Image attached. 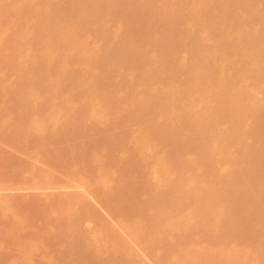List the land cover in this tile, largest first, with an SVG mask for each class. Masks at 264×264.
<instances>
[{"label":"bare ground","instance_id":"obj_1","mask_svg":"<svg viewBox=\"0 0 264 264\" xmlns=\"http://www.w3.org/2000/svg\"><path fill=\"white\" fill-rule=\"evenodd\" d=\"M10 3H6L7 6L0 5L1 6L0 19L4 21L3 23L2 22L1 23L10 25L9 28L10 31H12V36L9 35L10 37L6 39L5 37H3L5 36L6 28L3 30L2 26H0L2 29V30L0 29V63L3 66H9V67L14 64L18 66L20 63V68L17 72L16 81L15 82L10 81L8 83L7 89L4 92L5 95L8 94V96L14 98V101L12 99V101L15 104L13 106L16 107V108H12L13 106H11L9 107V109L7 107V110L10 111V108L14 109L11 110L12 112H14L13 115L18 114L19 117L22 116V115L20 116L21 113H23V116L24 113L25 115H27L28 111L31 112V109H33V107L31 109L29 108L30 106L29 103L31 104L33 95H36L39 92V94H37L36 100L34 101L36 102L37 106H38V102H44L45 105L46 104L51 105L53 103L50 102L52 99L50 100L49 98L48 100L49 102L46 100L48 97H50L49 95H51L52 97V95L54 94V96H56L55 98H59L57 97V95H61V94L58 93H62L61 91L64 90L63 91L64 93L67 91L66 92V96H67L69 94L68 91L70 90L73 91V89H71L72 87H75V89L78 88V91L75 92L76 90L74 89L72 94L68 96H74V94L75 96L71 98L68 97V99L72 100L75 98L76 101L75 99L74 101L80 103L81 102L80 93L83 94L85 93L84 95L86 96L87 92L93 93L95 88L98 90L97 88L98 86L99 88L104 89L105 87L103 84H105L106 88L104 90L106 91L107 89L108 91L105 92L104 90L99 89L100 90V91L98 90L99 95H97L98 93L96 92L97 96L95 95L96 96L95 99L99 100L98 101L99 103L101 102L103 103V104L101 103L102 105H100L102 106L101 107L102 109H104L103 107L107 106L108 108L106 107L105 109H109V110L112 109L113 110L112 113L115 112L117 114L118 111H121L120 112L121 114L123 115L126 114L125 116H123V118H125V120L123 121L124 122L127 121L128 124L124 122L123 124L121 122L122 125L120 124V130L124 131V133L118 131L116 127L119 134L123 133L121 135V138L119 135H117L118 138L123 140L120 141L119 139L118 141L123 143H120L117 140H115L116 134L114 135L112 134V132H110L109 134V131L107 132L103 130L105 133H102V130L101 132L94 131L95 133L97 132L95 136L96 135L99 136L101 133H102L101 135L105 134L103 136L104 137L103 140H106V144H104L105 141L103 143L102 142L103 140L100 139L101 135L100 138L97 137L98 139H100V142L102 143L100 144V146H102V148L105 146L106 147V148L104 147L105 150L108 148H109L108 150H111L112 146H114L113 148H118V145L120 143L119 148L120 147L121 148L118 151L120 152L122 151L123 153L127 151L125 153L127 154L129 150L128 149L126 150L125 147L129 148L130 145H134L133 146L134 148L131 147L133 148L134 153L136 154L146 153L145 155L150 157V158L148 157L149 159L148 158L143 159L142 157H140L139 159L138 157V160L137 159L135 160L137 164H134L133 162L132 165H128L129 163H127L126 165V163L122 161L123 160L122 159L120 161V166L123 167L124 165L121 162H124L125 166L121 169L119 168V166H117L118 165L117 162L119 161V156L117 155H115V157H118L117 162L113 158L114 160L110 161L113 162V164L107 163L103 165L101 163V165H103L106 170L104 169V167L103 168L100 167L101 165H99L100 164L99 162L95 164L97 166V164L99 163L98 164L99 168H102V173H100L99 175L100 177L104 176V175L101 176V174L104 173L107 174V177L110 179V177L112 176L111 170L113 171L114 167L115 170L113 171V173L115 171L122 170V172L119 171L118 172L121 173V178L124 177L126 179L124 181L123 178L121 185V187L125 186L124 189L120 187L121 188L120 191L116 188L115 190H118L119 192L114 191L110 193L109 190H111V187L108 186V183L106 182L107 191L105 192H107V196L109 195L108 197H111V198H107V200L110 199L111 201H107V200L106 201L111 202V205L113 201L114 203L113 205L117 209L115 210L119 211L118 212L119 214L122 212L121 213L122 215L125 212L130 217L132 216L131 218L127 216L128 219L130 218L134 222L131 223V221L129 222L128 220V222L131 225L128 224L129 226L126 227L128 228L130 227L129 228L131 230L130 232L131 233L133 232L135 234V237L138 236V238L140 239L142 238L141 240L145 239L146 241L148 239L147 243H150V246H153L155 248L156 246L154 245L158 244L156 242L161 240L167 241L165 237L167 238L169 236L168 240L172 237H173L172 239L175 240V238L177 237L176 239H178L179 245L182 244V242L183 244L182 246L179 247L177 241L176 242L177 246L175 247V249L177 247L180 248V249L177 248L179 252L174 250V248L170 249V252L173 251L172 254L174 256L176 251V253L179 254V256L178 254H176V256H178L180 260L181 258L184 260L185 256L187 259L188 256L190 259L196 258L194 263L189 261L188 259V261L193 264H264V104H263L264 102L262 101L263 103H261V101L259 102V100L255 98L256 93L264 94V0H146V1L145 0L143 1L142 0H24L21 3H15V4H13L12 2V5H10ZM8 4L10 6H8ZM164 13H167L169 15H165ZM160 16H162V18L163 19L165 18L166 20L168 17L169 22L168 21L166 22L165 19H164L165 21L164 20L162 21ZM160 22L164 23L165 25L162 24L161 27ZM113 24L114 26L116 25L117 27L116 31H112L113 28H111V26ZM80 32L82 33L81 36H79ZM96 34H98L97 35L98 37H96ZM98 40L101 41L98 42L100 46L93 47V44L97 45L96 42ZM102 48L104 49L102 50ZM101 52H103L104 54V59L103 58L102 59H103V63L105 64H103L102 61H100L102 60L100 59V57H103V54ZM104 60L107 61L105 62ZM108 61H111V63L110 62L108 63ZM128 61L130 62L134 61V63L131 62L132 69H130L129 66L131 65V63ZM91 63H93L94 65L93 64L91 65ZM95 65L97 66L95 67ZM136 65L140 66L138 67L140 68L138 69L139 73L136 71L137 70ZM90 66L94 67L93 69L95 70L97 69V71L98 70L100 71L92 73L91 70L92 68ZM134 66L136 67L133 68ZM84 68L86 71H89L90 69L91 73L89 72L88 75V72L82 70ZM128 68L130 69V71L133 70L132 74H135L137 77L134 75L133 78L131 77L132 79L129 77H128L129 79L126 78L129 74V73L127 74V71L129 70ZM12 69L14 70V68ZM104 69L105 71L108 69L107 71L110 73L111 76L107 75L108 77L106 76V78L109 79L112 77V80L110 79L111 83L112 82L114 83V81L117 80V79L115 80V78L122 79V80L119 79L121 81V82L119 81L120 82L119 84L112 86L115 88L118 85L117 88L118 89L122 88L124 91L125 88L128 89L127 90L128 92L126 91L124 96L121 94L120 97L118 96V99L117 98L114 99V97L117 94H114L115 89L110 86L109 81L107 80L108 82L106 81L107 82L106 83L105 80H103L104 79L103 73H106ZM84 72L87 74H84ZM121 83H123L122 84L123 86L121 85ZM100 84H102L101 86H103V88L100 86ZM119 85H121L122 87ZM127 86L130 87L127 88ZM39 88L40 91L38 90ZM54 88L57 89L56 95L53 90ZM112 88L114 91L112 90ZM109 89L113 91L112 94L109 93L112 92L109 91ZM42 90L50 91L52 92V94L48 93V95L45 96V94L41 92ZM123 90L121 92L124 93ZM130 90L131 91L136 90V92L138 93L136 94V92H131ZM116 91L118 92V90ZM116 91L115 93H117ZM129 91L131 93H134L135 95L134 94L131 95ZM40 92L43 94H40ZM107 92L109 93L110 96L107 95L108 94ZM64 93H62V95H64ZM92 93L88 94L86 98L91 97ZM103 93L105 94V97L103 96L104 95ZM83 94L82 96H84ZM129 94L131 96H129ZM39 95L42 96L44 95L45 97H47L46 99L44 98L46 101L44 99H41L42 101H40L38 98ZM64 96L62 97L63 98L62 100L60 99L61 97L59 98L60 103L59 102L58 104L56 103L57 101H59L57 99V101L54 102L55 104L54 103L53 104L55 106L59 104L62 105V103L64 104L63 101L68 100V99H64L66 98ZM132 96L133 97L137 96L138 98L136 97L134 99ZM106 97H108V99L104 100L106 99ZM15 98L18 99V101L15 100ZM77 98L80 100L77 101ZM92 98L93 97H91V99ZM111 98H113V100ZM89 99L90 98L84 101V103H86L88 108H89L88 105L89 103L87 102H89ZM119 99L122 102H120ZM114 100H118L119 102L115 101L114 103L117 104L112 105ZM53 101H55V99ZM18 102L19 104H17ZM104 102L108 104L105 103L106 104L105 106ZM27 103L29 106L27 105ZM44 104L39 105L40 108L44 106ZM80 104L82 105V103ZM121 104H122V108L120 107ZM123 104L127 106L125 107ZM130 104L133 105V108L138 109V111L137 110L135 111V109H133L137 115L133 112L132 113L133 115L131 114L132 116L130 115L129 117V113H128L129 109L127 110L126 108H128V106L131 107ZM16 105L18 106V108ZM22 105L24 110L21 108ZM25 106L28 107L30 110ZM39 106L36 109L34 105L35 111L33 110L34 111L33 113H37L36 110L42 113L43 111L42 109H44L45 107L40 109ZM52 106L53 105H51V107ZM63 106L65 107V104L62 105L61 108ZM79 106L80 105L76 106V108L78 107V111L81 110L80 108L81 106L80 107ZM3 107L1 108L6 109L5 108L6 106ZM51 107L49 106V109ZM64 107L62 109V112L63 110H65V113L66 111H69L66 110V108L69 106L65 108ZM115 107L117 109L119 107L120 110L117 111ZM25 109H27V112ZM124 109L127 112H125ZM15 111L16 112L19 111V112L16 113ZM46 111H50V110H46ZM82 111H80V113ZM122 111H124L125 114ZM86 112L84 114H86ZM3 113H5V111ZM33 113H31V116L34 115ZM65 113L63 112V114ZM115 113H113V116H116ZM121 114L119 115V117H122ZM38 115L37 118L42 117ZM43 115L45 117V114ZM67 115H70L71 117L68 116L69 117L68 121L66 120L68 117L66 119H62L61 120L62 122H66V121L70 122L72 120V119L70 120V118L77 117L76 116L77 114H75V112L72 114L70 112ZM81 115L80 116L78 115L77 117L78 121L80 120ZM116 117L119 120L118 114ZM28 118H30L28 117V115L27 118L26 116H24L23 118L22 117L19 118L20 123L17 119L18 122L16 121V123L20 124V127L18 124L17 127L21 129V131H19L20 129L16 128L18 129L19 133L23 131L25 132L26 129L27 130L30 129V128H26V124L28 125L30 123L29 121L28 123H26L27 121L26 119ZM23 119L25 121H22ZM112 119H114V117ZM74 120L78 124L77 126H81L79 122L76 120V118L73 119V122ZM80 121L83 122V120ZM21 122L25 123L24 124L25 126H23ZM73 122L71 121L70 123L72 124ZM91 122H92L91 120L90 123H88L87 121L85 122V124L86 123L89 124L87 125L91 129L88 127L87 128L84 127L85 129H87L85 130L83 128L82 133L84 135L80 134V130L78 132V129H76L78 127H74L73 129L75 130L73 131L72 129L69 128V130H71V132L69 131L71 133L70 134L71 138L75 139L74 137H76L77 134L75 136L73 135V133L76 131L75 133L78 132L79 137H83V138H79L77 136L78 138L76 137L77 139H75L77 140L76 142L79 141L80 144H82L83 146L84 143H88L90 138L88 139V141H85V139L87 140L88 137H86V135L89 132L87 134H85L84 132L88 130L89 131L92 130L93 125L94 128L97 125L96 122L95 124H93L94 121L93 123ZM76 123L74 122L73 124L76 126ZM7 124L11 125L12 122L10 121V123ZM7 124H5L6 127H8ZM90 124H93L91 125L92 127L90 126ZM107 124L109 125V122ZM1 125L2 126L0 127H2V130H0V132L6 128L5 126L3 127L4 122L1 123ZM114 125L116 126L115 123ZM13 126L16 127V124L11 126L14 129ZM22 126L23 128H21ZM41 126L42 125H40L39 127ZM134 126H139V127L137 129L134 128ZM9 127L5 130H8ZM11 127L10 130H12L13 132L14 130L11 129ZM24 127L26 129H24ZM133 128L136 130V132ZM16 129H15V133L14 132L11 133L10 130L6 132V136H8L7 135L8 133H11L12 137L11 135H9L7 138L10 137L11 139H13L14 136L15 142H17L18 144L19 142L17 141V139L20 138H16L18 137V134L16 135V132L18 133ZM48 129H46L47 132ZM31 130L32 129L28 130L27 133L32 132ZM49 130H51V128ZM53 131L55 130L53 129ZM34 133L37 134V132L35 131ZM3 134L1 132V135ZM21 134H22L21 137L26 136V135L23 136V134L25 133H21ZM31 135H33V133H30V136ZM39 135H41V133ZM45 135L48 136V134H44V136ZM91 135H94V133ZM30 136L28 134L27 135L28 139L27 138L24 139L25 140L26 139L29 140V138L32 139L33 136L32 137ZM41 136L39 137L35 136V137L40 138ZM170 137H172V141H171L172 143L169 141ZM66 138L70 139V137L68 138V135L65 136L64 139ZM97 138L94 137V141L98 140ZM44 139H46V137H44ZM72 139L68 141L62 139L63 140L62 142L68 143L72 141ZM39 140H41V138ZM55 140H59V137H57V139L55 138L54 141ZM5 141H7V139ZM167 141L171 143L170 146L169 145L166 146ZM12 142H14V140ZM37 142L38 140L36 141V143ZM124 142H126L125 143L126 145L124 144ZM22 143H24L23 139H22ZM22 143L20 142L19 145ZM127 143H129L128 147H127ZM123 144L124 146H122ZM45 145L46 144H44V146ZM64 145L66 146L67 144H63L62 146ZM75 145L78 144L72 141L71 144L69 143L67 145L68 147L66 146L67 150L68 148H70L69 151L73 148H77V149H73L72 155L73 156L75 155L76 157L75 156L74 157L76 159L77 158L80 159V157L81 159L80 160L77 159L75 160V162L76 163L78 161L82 162L81 160L83 156L86 160L87 158L85 156L86 155L85 153L89 149L86 147L88 150L87 151L85 150V153H83L84 150L82 152L81 149L79 150L78 147ZM107 145L110 147H108ZM159 145L167 147L164 151L165 152L164 155H166V152L168 151L167 157L165 156L166 159L164 158L163 153L161 154L163 155V159L162 158L159 159V157H162L160 155L156 156L155 154L156 157L154 156L153 153L155 152L157 146ZM37 146L40 145L38 144ZM85 146L87 145L85 144ZM100 146H97V148L94 149L97 151V149H99ZM31 148L33 149V147ZM66 148L64 147L63 150H65ZM81 148L85 149V147H81ZM16 149H18V146ZM39 149H41V147ZM43 149L44 148H42V150ZM67 150L63 151V153L66 154ZM74 150H79L78 151L79 155H76L77 151ZM33 151L35 150L33 149ZM81 153L83 154V156L81 155ZM91 156L93 157L94 153L91 154ZM58 157L59 156H57V158ZM90 157H89L90 160H86L88 162L90 161L89 163L86 164V161L83 158L84 162L82 164L83 165L91 164L93 158L91 157L92 158L91 159ZM131 157L133 158V156ZM154 158H157L159 161L157 159L154 161ZM144 161L146 162V165L149 164L150 162L149 166L151 167L156 165L154 168L155 170L153 171L152 169L153 171L152 173H154L153 175L154 180L152 182H150L152 175L149 178L146 176V174H144L146 173L144 172L146 165L143 167V164H145ZM111 164L112 166L106 168L107 167L106 165H111ZM77 165L79 166L81 164L77 163ZM91 165H94V163L92 162ZM117 167L118 169L116 170ZM135 167H137L138 169ZM85 168L89 169V167H85ZM90 168L95 169L96 167L90 166ZM76 169H78V167ZM92 169L90 172L93 173ZM134 169L136 170L135 171L136 173L137 171L142 169V171H139V173L141 174L142 172L141 176L144 175V177H147L149 180L144 177L142 179L141 177L140 180H138L140 182H138L137 179H139L138 177L140 176L139 174H136L133 171ZM24 170L26 171V169ZM27 170L29 171V169ZM95 170L94 173H96L97 175L98 173ZM104 171L107 172L105 173ZM86 176L89 177L88 172ZM136 176L137 179L135 178ZM107 177L106 179L109 180ZM175 177H178L176 178L177 181L174 180ZM98 178L99 177H97V179ZM102 178L105 179V176ZM118 178L119 180L121 179L119 176ZM75 179H77V177ZM141 179L144 182H142ZM146 179L148 182H146ZM0 180H2V178ZM99 180L100 181H96V183L98 182L97 184L101 185L103 182H101L100 178ZM89 181L93 182L92 179H89ZM96 183L94 182V184ZM110 185L112 186V183ZM116 185L120 186V184H118V180ZM163 185L164 186L167 185L166 190L161 188ZM113 189L111 191H113ZM162 190H164V192H162ZM181 190L184 191L183 194L185 195L182 196ZM189 191L191 193L190 194L188 193L189 194L188 197L187 192ZM18 192L19 191H17V193ZM143 194L144 196L141 197ZM174 194L176 195L178 194L179 196L176 195L174 196ZM185 197L188 202L185 200V202L183 201L184 202L183 204L182 200L180 201V199L184 200ZM180 203H182V205H180ZM67 205L68 204H65V206ZM75 205H77V203ZM114 206L112 207L113 210H114ZM155 208L157 209L156 211H154ZM145 214L147 215V217L148 215H150L151 217V219H149L150 217H148L147 221L150 220L152 225L151 224L149 225L152 226L151 229L153 233L152 231H150L149 233V231L147 230L148 225L146 227L144 226L145 229H143V227H139L142 225V224L140 225L139 223L142 222L143 220H139L138 217H140L141 219V217L143 216L144 219V216H146ZM123 216L121 218H124V223L126 224L127 222L126 215L124 217ZM133 218H135L136 220H134ZM144 222L145 219L143 223ZM69 226H67V230L65 228V230L67 231V236H68V229L71 228V224ZM141 229L146 230L147 233L145 231H142ZM65 230L63 233H65L66 236ZM70 230L74 231L72 228ZM56 231H58L57 228ZM53 232L55 233V231ZM106 233H111V232L108 231ZM71 234L72 232L68 237L71 238L72 235L73 236L75 235V234L72 235ZM113 234H115V232ZM153 234L158 235L160 240H158L159 239L158 237L157 238L156 236L154 237ZM100 235L102 236L103 233ZM131 235L132 237H134L133 234ZM151 235H153V237ZM106 237H108L107 234L105 238ZM109 238H113V236L111 237L109 236ZM109 238L106 239L110 240ZM138 238L137 240H139ZM163 238L165 240H163ZM63 239H64V235H63ZM113 239H115V237ZM172 239L170 240V242L173 241ZM141 240L139 242H141ZM85 243L86 242H84V245ZM107 243L109 244V241ZM142 243H144V241ZM184 243L187 244L192 243L191 244L192 247L189 244L191 249L189 250L190 247L188 248V245ZM195 243L199 245V247L195 245L198 248H196L193 245ZM118 244L120 245V243L118 242L116 244L119 247ZM171 244H173V242ZM193 246L195 249L193 248ZM59 249L61 248L59 247ZM168 252H167L168 255L167 254L166 255L168 256L169 259L168 258L166 259L164 256L161 257L160 255V258L163 259L165 258L163 262H166L168 264L169 261V264H172L170 262L173 261L175 264H181L180 263L181 261L177 257L175 258L173 257L172 260V254L170 253L171 254L170 255ZM90 254L93 255V251ZM191 255L193 256L190 257ZM87 257L85 261H87V263L89 264L88 260L90 261L91 258H87ZM76 258L78 259V257ZM176 258L177 260L175 261L174 259ZM64 259L65 258H63L62 260ZM56 262L58 263V261ZM82 262L86 263L84 262V260Z\"/></svg>","mask_w":264,"mask_h":264},{"label":"rangeland","instance_id":"obj_2","mask_svg":"<svg viewBox=\"0 0 264 264\" xmlns=\"http://www.w3.org/2000/svg\"><path fill=\"white\" fill-rule=\"evenodd\" d=\"M24 0H0V5L1 6H7V4L6 3H10V5H12V2H13V4H15V3H21V2H23ZM143 1V0H142ZM146 1V0H145ZM9 4H8V6H10ZM1 6H0V8H1ZM165 15H169V14H167V13H164ZM164 15V16H165ZM163 16V17H164ZM161 17V19H162V21L165 19H163L162 18V16H160ZM170 17V16H169ZM159 20V19H158ZM166 20V19H165ZM164 20V21H165ZM169 22V20H168V17H167V20H166V22ZM3 23L4 21L2 20V19H0V23ZM0 24V26H2V28H3V30L5 29V36H3V37H5L6 39L8 38V37H10V36H12V31H10V25H6L5 23L4 24ZM161 23V22H160ZM162 24L163 25H165L164 23H161V27H162ZM167 24V23H166ZM5 25V26H4ZM4 26V27H3ZM111 28H113L112 29V31H116L117 30V27H116V25L114 26V24L111 26ZM0 29H1V27H0ZM2 30V29H1ZM103 30V29H102ZM99 31V30H98ZM82 32V31H81ZM80 32V35L79 36H81V33ZM149 32V31H148ZM151 32H153V31H151ZM10 35V36H9ZM95 35V34H94ZM98 34H96V37H98L97 36ZM99 36H101V35H99ZM4 38V39H5ZM94 41V40H93ZM98 42H101L100 40H98L96 43H97V45L96 44H93V47H97V46H100V44H98ZM91 44V45H92ZM91 45H90V47H91ZM96 45V46H95ZM89 47V48H90ZM92 47V48H93ZM104 48H102V50H103ZM101 50V51H102ZM105 51V50H104ZM103 51V52H104ZM103 52H101L102 54H103ZM78 58V57H77ZM104 59V54H103V57H100V59ZM106 58V57H105ZM103 59L102 60H100V61H102V63H103ZM107 59V58H106ZM72 60V59H71ZM77 60V59H76ZM108 60H110V59H108ZM112 60V59H111ZM75 61V60H74ZM73 61V62H74ZM105 62L107 61V60H104ZM111 63V61H108V63ZM128 62H130V61H128ZM131 62H133L134 63V61H131ZM130 62V63H131ZM70 63H72V62H70ZM100 63V62H99ZM1 64V63H0ZM93 63H91V65H92ZM103 64H105V63H103ZM125 64H127V63H125ZM139 64V63H138ZM18 65V64H17ZM34 65V64H33ZM32 65V66H33ZM81 65V64H80ZM79 65V66H80ZM94 65V64H93ZM97 65H99V64H97ZM97 65H95V67L97 66ZM129 65V64H128ZM134 65V64H133ZM86 66V65H85ZM101 66V65H100ZM100 66H99V68H100ZM132 63H131V65L129 66L130 67V69H132ZM137 66V72L139 73V71H138V69H140V68H138V67H140V66H138V65H136ZM136 66H134L133 68H135ZM16 67V68H15ZM35 67V66H34ZM91 67V66H90ZM125 67V66H124ZM128 67V66H127ZM126 67V68H127ZM12 68H14V70L12 69ZM19 68H20V63H19V65L18 66H16L15 64L14 65H12V66H3L2 64L0 65V106L1 107H3V106H6L5 108L6 109H3V108H1L0 107V122L1 123H3L4 122V125H3V127L5 126V124H7V123H10V121L12 122V124L11 125H8V127L10 126H12V125H15L16 124V127H14V129L11 127V129H13L14 131V133H15V129L16 128H18L17 127V124L19 125V127H20V121H19V118H23L24 116H26V118H27V115H28V117H30V118H28V119H26L27 121H26V123H28V121L30 122L28 125L26 124V128H30V129H32L31 131L32 132H29V133H27L28 132V130H30V129H26L25 127H24V129H26L25 130V132L23 131V132H21V133H25V134H23V136H25V137H21L22 136V134L21 133H19V131H21V129L20 128H18V129H20L19 131H18V129H16L17 131H18V133L16 132V135L18 134V137H16V138H20V139H17V141L20 143H22V139H23V142L24 143H22V144H20L19 145V143L17 144V142H15V139H14V136H13V139H11L10 137L9 138H7L9 135H11V137H12V134L11 133H13L12 132V130H10V127H9V129L8 130H5V129H7L8 127H6L3 131H1L2 132V134L3 135H1V132H0V179L2 178V180H0V264H77V263H80V264H88L87 263V261H85V259H86V257L87 258H91V260H93V261H89L88 260V262H89V264H96V263H98V264H109V261H110V264H161V263H163V264H167L166 262H163V260L166 258H168V254H167V252H168V250H169V254L171 253H173V251L172 252H170V249H173L174 248V250H176V251H178L179 252V250H177V248L175 249V247L177 246V243H178V245H179V241H178V239H176L175 237V240H173L172 238H170L169 240H168V237L166 238L165 237V239L167 240V241H158V242H156V243H158V244H155L154 246H156V248L155 247H153V246H150V243H147V240L145 241V239L144 240H141L140 238H138V236L137 237H135V234L132 232H130L131 230L128 228V227H126V226H129L128 224H130L129 222L131 221V223L133 222L132 221V219H130L131 217L128 215V214H126L125 212H124V214H122L121 215V213L119 214L118 212L119 211H116L117 209L115 208V206L113 205L114 203H113V201H112V205L114 206V210H113V206L111 205V202H107V201H111L110 199L109 200H107V198H111V197H108L107 196V192H105V191H107L106 190V185H107V183H108V186H110L111 187V190L113 189V191H111V190H109L110 191V193L111 192H114V191H117V192H119L118 190H120L121 188L122 189H124V187L125 186H122L121 187V185H122V181H123V178L124 177H122L121 178V173H119V172H122V170H118V171H115L114 173H113V171L115 170V167H114V169H113V171L111 170V167H110V170H111V175H108V176H111L110 177V179L107 177V174H101V176L102 175H104L105 176V179L104 178H102V177H104V176H102V177H100L99 175H100V173H102V168L104 167L103 165L104 164H107V163H112L113 164V162H110V161H112V160H116V162H117V160H118V157H115V155H117V156H119V161L117 162L118 163V165L117 166H119V168L121 169V168H123L124 166H125V163H126V165H127V163H129L128 165H132L133 164V162H134V164H137L136 163V159L138 160V157H139V159H140V157H142L143 159L144 158H148L149 156H146L145 154L146 153H140V154H136V153H134L133 151V146L134 145H130L129 146V143H127V147L129 146V148H126L125 147V149L127 150H129L128 151V153L127 154H125V153H123L122 151L120 152V151H118V150H120V148H119V145H120V143H123V142H120V141H123V140H121L120 138H121V135L124 133V131H121L120 130V124H121V122H122V124H123V120H125V118H123V116H125L126 114H125V112H127V111H125V109H124V111H122V112H124V114L125 115H123V114H121L120 112L121 111H118V110H120V108L118 107V109H117V114H118V118H119V120L117 119V114L115 113V112H113V113H115V115L116 116H113V113H112V109L111 110H109V109H105L107 106H106V104H108V103H106V102H104V104H105V106L106 107H103L104 109H102L101 107L102 106H100V105H102L101 103H99L98 101L99 100H97V99H95V97L97 96V95H99V93H98V90L100 89V90H104L105 88H106V86H105V84H103L104 85V89H101V88H99V86L97 87L98 88V90L95 88L94 89V92L92 93V92H90V93H92L90 96L91 97H93L92 99H91V97H88V98H90L89 99V102H87V103H89L88 105H89V108H88V106L86 105V103H84V101H86L88 98H86L87 97V95L88 94H90L89 92H87L85 89V91L87 92L86 93V96L83 94V93H80V98H81V100L80 99H78L77 98V101L78 100H80L79 102L80 103H82V105L80 104V103H78V102H75L76 101V99H75V101H74V99H68V97H74L75 96V94H74V96H68V95H70V94H72V92L74 91V89H75V87H72L71 89H73V91H68L69 92V94L66 96V92L64 93L63 91H61L62 93H64V95H62V93H58V94H61V95H57V97H61L60 99L62 100L63 98V96L64 97H66V98H64V99H68V100H64L63 102H64V104H65V107H67V106H69V107H67L66 108V110H69V111H66V113H65V110H63V112L65 113V114H63V112H62V109H63V107L61 108V106L62 105H64L63 103H62V105H54L55 103L54 102H56L57 101V99L59 100V98H55L56 96H54V94L52 95V97H54V98H52L51 97V95H49L50 97H45V96H47L48 95V93H50V94H52V92H50V91H41V92H43L44 94H45V96L43 97L42 95H39L38 96V98H39V100L40 101H42L41 99H46L47 101L49 100V98H50V102L52 103L51 105H53L52 107H51V105H49V104H46L47 106L49 105L51 108L49 109V106H48V109H47V106L44 104V102H38V106L39 105H43L44 104V106H42L41 108H40V106H39V108L40 109H42L43 107H45L44 109H42V110H39V111H42V113L41 112H38L37 110H36V112L37 113H33L35 110H34V105H35V108L37 109V104H36V102H34L35 100H36V98H37V94H39V92L36 94V95H33L32 96V102L34 103H32L31 102V104H32V106H31V104L29 103V105H28V103H27V105L29 106V108L31 109L32 107H33V109H31V112L30 111H28V113H27V115H25V113H24V116H23V113H21L20 114V116L21 117H19L18 116V114H16V113H18V112H16L15 114L17 115V117H16V115H13V113L14 112H12L11 110H14V109H11L10 108V111L9 110H7V107H8V109H9V107H11V106H13V105H15L14 104V98H11L10 96H8V94H6L5 95V90L7 89V87H8V83L11 81V82H15L16 81V78H17V72H18V70H19ZM79 68V67H78ZM92 69V73H94V72H98V71H100V70H98L97 71V69L95 70V69H93L94 67H91ZM102 68V67H101ZM129 69V68H128ZM130 69L127 71V74H128V76L126 77V76H124V77H126V78H133L134 77V75L135 74H132L133 73V70L132 71H130ZM83 71H86L85 70V68L84 69H82ZM88 70V69H87ZM108 70V69H107ZM105 71V69H104V71L106 72V73H103V80H105V82L108 80L109 81V84H110V86L111 87H113L112 85H116V84H119L121 81L119 80V79H121V78H115V80L116 81H114V83L112 82L111 83V81H110V79L112 80V77L111 78H109V79H107L106 78V76L107 75H110V73L108 72V71ZM135 71V70H134ZM86 72H88V75H89V72H90V69H89V71H86ZM91 73V72H90ZM101 73H102V71H101ZM124 73V72H123ZM126 73V72H125ZM135 73V72H134ZM84 74H87V73H85L84 72ZM91 75V74H90ZM100 75V74H99ZM137 75H139V74H137ZM111 76V75H110ZM114 76V75H113ZM136 76V75H135ZM108 77V76H107ZM115 77V76H114ZM137 77V76H136ZM101 78H102V76H101ZM125 78V79H126ZM128 78V79H129ZM131 78V79H132ZM100 79V78H99ZM102 80V79H101ZM100 80V81H101ZM122 80V79H121ZM127 80V79H126ZM107 81V82H108ZM117 81H118V83H117ZM120 81V82H119ZM129 81V80H128ZM102 82V81H101ZM106 82V83H107ZM123 82V81H122ZM130 82V81H129ZM128 83V82H127ZM140 83V82H139ZM142 83V82H141ZM172 83H173V80H172ZM102 84H100V86L102 85ZM109 84H107V85H109ZM123 83H121V85H122ZM125 84V83H124ZM121 85H119V86H121ZM126 85V84H125ZM123 86V85H122ZM121 86V87H122ZM102 88H103V86H101ZM108 87V86H107ZM118 87V85L114 88L115 89V91L116 90H118V92L117 93H115V91L113 90V88H112V90L114 91V94H117L115 97H114V99H118V96L120 97L121 96V94L124 96V94H125V92L128 90V89H126L125 88V91L122 89V88H120V89H118L117 88ZM124 87H126V86H124ZM123 87V88H124ZM130 86H127V88H129ZM77 88V87H76ZM82 88V87H81ZM93 88V87H92ZM62 89V88H61ZM89 89V88H88ZM111 89V88H110ZM109 89V91H112V90H110ZM124 91V93L123 92H121L122 90ZM131 89V88H130ZM39 91H40V88L38 89ZM54 90V92H55V95L57 94L56 93V88H54L53 89ZM68 90V89H67ZM76 91L75 92H77L78 91V88L77 89H75ZM90 90H92V89H90ZM97 90V91H96ZM99 90V91H100ZM120 90V91H119ZM105 91V90H104ZM106 91H108L107 89H106ZM105 91V92H106ZM113 91L112 92H109L110 94H112L113 93ZM131 91V90H130ZM129 91V93L132 95V94H134V93H131V92H136V90L135 91H131L130 92ZM40 92V94H43V93H41ZM58 92H60V91H58ZM71 92V93H70ZM96 92L98 93L97 95H96ZM128 92V91H127ZM140 92V91H139ZM108 93V92H107ZM106 93V94H107ZM109 93L107 94L108 96H110L109 95ZM138 92H136V94H137ZM76 94H78V93H76ZM82 94L85 96H82ZM104 94V93H103ZM114 94H113V96H114ZM128 94V93H127ZM129 94V96H131ZM96 95V96H95ZM101 95V94H100ZM135 95V94H134ZM133 95V96H134ZM262 95V96H261ZM76 96H79V95H76ZM104 97H105V94L103 95ZM102 96V97H103ZM112 96V97H113ZM132 96V97H133ZM138 96H139V94H138ZM18 97V96H17ZM33 97H34V99H33ZM84 97V98H83ZM103 97V98H104ZM137 97V96H136ZM136 97H133L134 99L136 98ZM122 98V97H121ZM138 98V97H137ZM255 98H257L258 100H259V102L261 101V103H263L264 102V94H261V93H256L255 94ZM12 99H13V101H12ZM44 99V100H45ZM55 99V101H53ZM108 99V97H106V99H104V100H107ZM112 100H113V98H111ZM15 100H17L18 101V99H16L15 98ZM43 100V101H44ZM45 100V101H46ZM70 100V101H69ZM123 100V99H122ZM17 101H15V102H17ZM111 101V100H110ZM115 101H118V100H114L113 101V104L112 105H114V104H117V103H114ZM119 101H120V99H119ZM118 101V102H119ZM263 101V102H262ZM49 102V101H48ZM47 102V103H48ZM58 102L60 103V100L59 101H57L56 103L58 104ZM98 102V103H97ZM109 102V101H108ZM120 102H122V101H120ZM126 102V101H125ZM94 103H95V105H94ZM17 104H19V102L17 103ZM126 104V103H125ZM128 104V103H127ZM264 104V103H263ZM24 105V104H23ZM23 105H22V109H23ZM26 105V104H25ZM26 105V106H27ZM78 105H80L79 107L81 108V110L80 111H82L81 113H80V111H78V107L76 108V106H78ZM92 105V106H91ZM118 105H119V103H118ZM124 105V104H123ZM17 106V105H16ZM25 106V107H26ZM37 106V107H36ZM71 106V107H70ZM83 106V107H82ZM104 106V105H103ZM125 106V105H124ZM123 106V107H124ZM127 106V105H126ZM125 106V107H126ZM130 106L132 107H129L128 106V108H126L129 112V117H130V115L134 112V110L133 109H135V108H133V105H131L130 104ZM64 107V108H65ZM84 107H85V109H84ZM112 107H114V106H112ZM121 108H122V104H121V106H120ZM12 108H16L15 106H13ZM17 108H18V106H17ZM20 108V109H21ZM26 108H28V107H26ZM28 108V109H29ZM38 108V109H39ZM70 108V109H69ZM97 108V109H96ZM108 108V107H107ZM130 108H131V111H130ZM29 109V110H30ZM86 109H87V112H86ZM102 111H101V110ZM114 109V108H113ZM7 110V111H6ZM17 110H19V109H17ZM24 110V109H23ZM26 110V112H27V109H25ZM34 110V111H33ZM46 110H50V111H46ZM71 110V111H70ZM84 110H85V112H86V114H84L85 112H84ZM138 111V109H135V111ZM5 111V113H3ZM73 111V112H72ZM108 111V112H107ZM114 111H116V110H114ZM8 113V115H7V113ZM12 112V113H11ZM43 112H45V113H43ZM54 112V113H53ZM67 112H71V114L72 113H74L75 112V114H77L76 116L78 117V115L80 116L81 114H83V115H81V118H80V120H83V122L82 121H78L77 120V117H75L74 115V117L76 118V120L79 122V124L81 125V126H77L78 124L76 123V121L74 120V122L76 123V126L73 124L74 122H73V119H75V118H70V120L73 122L72 124L70 123V122H67L68 121V119H69V117H71L70 115H67V114H69V113H67ZM80 114H79V113ZM111 112V113H110ZM2 113V114H1ZM10 113V114H9ZM31 113H33L34 115H32L31 116ZM135 114H136V112H134ZM6 116V118H5V116ZM38 114H40V115H38ZM42 114V115H41ZM43 114H45V117H44V115ZM57 114V115H56ZM122 115V117H119V115ZM1 115H3V116H1ZM13 115V116H12ZM37 115L38 116H42L41 118L40 117H38L37 118ZM62 115H66L65 117L64 116H62ZM84 115H86V116H84ZM133 115V114H132ZM131 115V116H132ZM137 115V114H136ZM49 116V117H48ZM59 116H60V118H59ZM69 116V117H68ZM13 117V118H12ZM58 117V118H57ZM68 117V118H67ZM86 117V118H85ZM109 117H111V118H109ZM114 117V119H112ZM128 117V116H127ZM127 117H126V120H127ZM40 118V119H39ZM43 118H44V120H43ZM67 118V119H66ZM83 118V119H82ZM88 118V119H87ZM134 118V117H133ZM9 119V120H8ZM13 119H14V121H13ZM17 119H18V121H19V123H16V121H17ZM25 119V118H24ZM22 120V121H25V120ZM59 119V120H58ZM62 119H66L67 121L66 122H62L61 120ZM112 121H110V120ZM130 119H132V118H130ZM135 119V118H134ZM21 120V119H20ZM88 122V123H90V120L92 121L91 123H93V121H94V123L93 124H95V122L97 123V125H96V127L94 128V125L93 124H90V126L91 125H93V128H92V130H88V131H85L84 133L85 134H87L88 132L90 133L91 131V133L87 136L86 135V137H88L87 138V140L85 139V141H88V139L90 138V140L88 141V143H84L83 141V143H84V146L82 145V144H80V142L78 143V142H76L77 140H75V139H77L78 137H79V130H80V134H83L82 132H83V128L84 127H88V123H86L85 124V122L86 121ZM97 120V121H96ZM121 120V121H120ZM8 121V122H7ZM17 121V122H18ZM64 121V120H63ZM85 121V122H84ZM118 123H117V122ZM143 121V120H142ZM14 122V123H13ZM39 123V124H37V123ZM46 122V123H45ZM47 122H48V124H47ZM61 122V123H60ZM80 122H82L83 123V125H82V123H80ZM109 122V125L107 124ZM116 124V126L114 125V123ZM1 123H0V126H2L1 125ZM22 123V122H21ZM35 123V124H34ZM43 123V124H42ZM50 123V124H49ZM52 123V124H51ZM59 123V124H58ZM124 123H126V124H128L127 123V121L126 122H124ZM25 123H22V125L23 126H25L24 125ZM47 124V125H46ZM88 124V125H87ZM121 124V125H122ZM40 125H42L41 127H39ZM50 125H51V127H50ZM73 125V126H72ZM87 125V126H86ZM23 126L21 127V128H23ZM45 126V127H44ZM49 126V127H48ZM101 126V127H100ZM119 126V127H118ZM35 127V128H34ZM50 129L51 128V130H49L48 128ZM74 127H78V128H76V129H78V132L77 133H73V135H75L76 136V134H77V138L76 137H74L75 139H72L71 138V136H70V132H71V130H69V128L70 129H72V131L73 130H75V129H73ZM81 127V128H80ZM92 127V126H91ZM115 127V128H114ZM116 127H117V129H118V131H120V132H123V133H121V134H119V132L117 131V129H116ZM130 127V126H129ZM138 127L139 126H134V128H137L138 129ZM80 128V129H79ZM88 128H90V127H88ZM133 128V129H134ZM24 129H22V130H24ZM46 129H48V132H47V130ZM53 129L55 130V131H53ZM82 129V130H81ZM85 129V128H84ZM91 129V128H90ZM97 129V130H96ZM0 130H2V127H0ZM10 130V132L11 133H8L7 135L8 136H6V132H8ZM85 130H87V129H85ZM101 130H102V133H105L104 131H109V134H110V132H112V134H116L115 136H116V139L115 140H119L120 139V141H118V142H120L119 143V145H118V148H113L114 146H112L110 149L111 150H108L109 148L108 147H110V146H108L107 148L108 149H104V147L102 148V146H100V144H102L101 142H100V139L101 140H103L104 139V135L105 134H103V135H101V138H100V135L99 136H95V134L97 133V132H101ZM104 130V131H103ZM116 130V131H115ZM135 130V129H134ZM34 131L35 132H37V134L39 135L40 133H41V135L43 136V138H42V136L41 135H39V136H41L40 138H41V140H39L40 138H36L35 136H37V137H39L36 133H34ZM60 131V132H59ZM70 131V132H69ZM94 131H97L96 133L94 132ZM106 132V133H107ZM135 132H136V130H135ZM27 133V134H26ZM30 133H33V135H31L30 136ZM63 133V134H62ZM94 133V135H91V134H93ZM19 134H20V136H19ZM29 134V136L30 137H32V139L31 138H29V140H27L28 139V137H27V135ZM44 134H48V136L47 135H45L44 136ZM68 135V138L70 137V139H64L65 138V136H67ZM111 134V135H112ZM14 135V134H13ZM15 135V136H16ZM54 135V136H53ZM72 135V136H73ZM84 135V134H83ZM106 135H108V134H106ZM117 135H119L120 136V138H118L117 137ZM3 138H2V137ZM59 137V140H55L54 141V139L56 138L57 139V137ZM81 136V135H80ZM93 136V137H92ZM124 136V135H123ZM7 139V141H5L6 139ZM44 137H46V139L48 140H46V139H44ZM50 137H51V139H50ZM85 137V136H84ZM85 137V138H86ZM94 137H99L100 139H98V140H95L94 141ZM103 137V138H102ZM24 138H27L26 140L24 139ZM61 138V139H60ZM79 138H83V137H79ZM106 138V137H105ZM118 138V139H117ZM169 138V137H168ZM9 139V140H8ZM11 139V140H10ZM33 139H36V140H33ZM66 140V141H68V140H71L72 139V141H74L75 143H77L79 146H80V148H79V146L78 145H75V146H77L78 147V149L80 150L81 149V151L83 152V150H84V152L83 153H85V150L87 151L88 149V151L85 153L86 155V160H90L89 159V157L91 156V154H93L94 153V156L91 158L92 159V162L94 163V165H91L92 164V162H91V164H89V165H83L82 163L84 162L83 161V158H84V156H83V154L81 153V155L83 156V158H82V162H77L78 164H81V165H77V163L75 162V160H80L81 159V157H80V159L79 158H75L73 155H72V151H73V149H77V148H73V149H71L70 151H69V149L70 148H68V150H67V148H66V146L70 143L71 144V142L72 141H70V142H66V143H63L62 141L63 140ZM123 139V138H122ZM125 139V138H124ZM171 139V140H170ZM170 139H169V141L171 142L172 141V137H170ZM3 140V141H2ZM14 140V142H12ZM25 140V141H24ZM38 140V144L40 145V146H37L38 144L36 143V141ZM43 140V141H42ZM79 140V139H78ZM93 140V141H92ZM30 141V142H29ZM33 141H35V142H33ZM39 141H40V143H39ZM45 141H46V143H45ZM50 141V142H49ZM59 141H60V143H59ZM81 141V140H80ZM97 141H99V142H97ZM104 141H105V143H104ZM169 141H167V144H166V146L167 145H171V143L169 142ZM4 142V143H3ZM29 142V143H28ZM48 142V143H47ZM92 142V143H91ZM104 144H106V140H103L102 141ZM117 142V143H118ZM14 143V144H13ZM35 145H34V144ZM46 144L47 145V147H46V145L44 146V144ZM55 143V144H54ZM67 144L66 146L64 145V146H62L63 144ZM99 143V144H98ZM115 143V142H114ZM126 142H124V144H125ZM31 146H30V145ZM53 144V145H52ZM62 144V145H61ZM74 144V143H73ZM73 144H72V146H73ZM85 144L87 145V146H85ZM93 144V145H92ZM96 144H98V145H96ZM124 144L122 145V146H124ZM10 147H9V146ZM23 145V146H22ZM26 145V146H25ZM29 145V146H28ZM32 145H34V146H32ZM95 145H96V148H97V146H100V148H102V149H97V151L95 150L96 148H95ZM126 145V144H125ZM17 146H18V149H16L17 148ZM70 146V145H69ZM166 146H161V145H159V146H157V148H156V150H155V152L153 153L154 154V156H155V154H156V156H158V155H160V156H162V157H159V159L160 158H162L163 159V155L165 154V149L167 148ZM168 146V147H169ZM31 147H33V149L35 150V151H33V149L31 148ZM38 149H37V148ZM41 147V149H39ZM62 147V148H61ZM64 147L66 148L65 150H67L66 151V154L65 153H63V151H65V150H63L64 149ZM68 147V146H67ZM81 147H85V149H83V148H81ZM88 149H87V148ZM116 147V146H115ZM131 147H133V148H131ZM162 147V148H161ZM165 147V148H164ZM173 147V146H172ZM9 148V149H8ZM23 150H22V149ZM42 148H44L43 150H42ZM92 148V149H91ZM95 148V149H94ZM106 148V147H105ZM32 149V150H31ZM46 149V150H45ZM62 149V150H61ZM124 149V150H125ZM161 149V150H160ZM3 150V151H2ZM42 150V151H41ZM49 150V151H48ZM56 150V151H55ZM79 150H74V151H77L76 152V155H79V153H78V151ZM101 150V151H100ZM108 150V151H107ZM36 151H37V153H36ZM45 151H48V152H45ZM90 151H92V152H90ZM118 151V152H117ZM157 151V152H156ZM161 151V152H160ZM14 152V153H13ZM23 154H22V153ZM29 152V153H28ZM35 152V153H34ZM68 152V153H67ZM70 152V153H69ZM107 152V153H106ZM110 152V153H109ZM117 152V153H116ZM135 152H136V149H135ZM31 153V154H30ZM39 153H42V154H39ZM48 153H50V154H48ZM78 153V154H77ZM89 153H91V154H89ZM134 153V154H133ZM163 153V155H161ZM2 154V155H1ZM10 154V155H9ZM13 154V155H12ZM73 154H74V152H73ZM132 154V155H131ZM167 154H168V151L166 152V155H164V158L166 159V157H167ZM42 155V156H41ZM49 155V156H48ZM65 155V156H64ZM68 155V156H67ZM87 155H88V157H87ZM102 155V156H101ZM122 155V156H121ZM38 156V157H37ZM57 156H59L58 158H57ZM61 156H63V157H61ZM71 156V157H70ZM98 156H99V158H98ZM121 156V157H120ZM131 156H133V158L131 157ZM153 156V157H154ZM155 156V157H156ZM166 156V157H165ZM13 158V159H11V158ZM73 157H74V160H73ZM78 157V156H77ZM111 157V158H110ZM136 157V158H135ZM153 157H152V159H153ZM17 158V159H16ZM25 158V159H24ZM54 158V159H53ZM62 159V161H61V159ZM70 158V159H69ZM114 158V159H113ZM150 158V157H149ZM148 158V159H149ZM158 158V157H157ZM157 158H154V161L157 159ZM38 159V160H37ZM43 159H45V160H43ZM51 159V160H50ZM68 159V160H67ZM100 159V160H99ZM123 159V160H122ZM152 159H151V162H152ZM17 160V161H16ZM22 160V161H21ZM71 160V161H70ZM84 160H85V158H84ZM85 160V161H86ZM108 160V161H107ZM124 161V162H121V163H123L122 165H123V167L122 166H120V161ZM158 160V159H157ZM67 161H69V162H67ZM107 161V162H106ZM159 161V160H158ZM23 162V163H22ZM30 162V163H29ZM46 164H45V163ZM67 162V163H66ZM72 162H74V163H71ZM90 162V161H89ZM88 161H86V164L87 163H89ZM97 162H99L98 164L99 165H101V163L103 164V165H101L100 167H102V168H99V165L97 164V166L95 165ZM115 162V161H114ZM115 162V163H116ZM138 162V161H137ZM147 162H149V161H147ZM48 163V164H47ZM58 163H59V165H58ZM144 163L145 164H143V167L146 165V162L144 161ZM29 164V165H28ZM32 164V165H31ZM71 165V167H70V165ZM112 164L111 165H106L107 167L106 168H108L109 166H112ZM149 164H150V162H149ZM149 164H147L146 166H145V171L144 172H146V173H144V174H146V176L147 177H151V175H152V178H151V181L150 182H152L153 180H154V173H152L155 169V166L156 165H154L153 167H151V166H149ZM156 164H157V161H156ZM23 167H22V166ZM51 165V166H50ZM65 165H66V167H65ZM142 165V164H141ZM141 165H140V168H141ZM55 166V167H54ZM90 166L92 167V166H94V167H96L95 169H92V168H90ZM53 167V168H52ZM64 167V168H63ZM68 167V168H67ZM75 167V168H74ZM78 167V169H76ZM85 167H89V169L88 168H85ZM138 167V166H137ZM137 167H135V168H137ZM142 167V168H143ZM50 168V169H49ZM56 170H55V169ZM63 168V169H62ZM69 168H71V169H69ZM80 168V169H79ZM21 169H22V171H21ZM24 169H26V171L24 170ZM27 169H29V171L27 170ZM60 169V170H59ZM91 169L93 170V173L92 172H90L91 171ZM101 169V170H100ZM104 169H105V167H104ZM118 169V167L116 168V170ZM138 169V168H137ZM152 169H153V171H152ZM20 170V171H19ZM58 170V171H57ZM71 170V171H70ZM74 170H76V171H74ZM78 170V171H77ZM94 170L95 171H97V175H96V173H94ZM106 170V169H105ZM108 170V169H107ZM65 171V172H64ZM84 171V172H83ZM88 172V175H89V177L88 176H86L87 175V172ZM134 172L136 171L135 169L133 170ZM139 171H142V169L141 170H139ZM139 171H137V173L136 174H139V176L140 177H138L139 179H137V176L135 177L136 179H137V181L138 180H140V178L142 177V179H143V177H144V175L143 176H141V174H142V172H141V174L139 173ZM79 172H82V173H79ZM105 173L107 172V171H104ZM152 174H151V173ZM90 173V174H89ZM22 174H24V175H22ZM55 174V175H54ZM77 174V175H76ZM80 174V175H79ZM92 174H94V175H92ZM120 174V175H119ZM148 174V175H147ZM99 177L100 179H101V182H103L101 185L99 184H97L96 183V181H100L99 180V178L97 179V177ZM117 175V176H116ZM50 176H52V177H50ZM85 176V177H84ZM94 178H93V177ZM118 176L122 179H120L119 180V178H118ZM135 176V175H134ZM24 177V178H23ZM77 177V179H75ZM88 177V178H87ZM91 177V178H90ZM106 177L109 179V180H107L106 179ZM147 177H144V178H147ZM38 178V179H37ZM48 178V179H47ZM53 178V179H52ZM115 180H113V179ZM176 178H178V177H175V179L174 180H176L177 181V179ZM21 179V180H20ZM26 179V180H25ZM35 179V180H34ZM89 179H92V181L93 182H91V181H89ZM94 179V180H93ZM97 179V180H96ZM141 179V180H142ZM148 179V178H147ZM147 179H146V182H148L147 181ZM20 180V181H19ZM44 182H43V181ZM96 180V181H95ZM117 180H118V184H120V186L119 185H116V183H117ZM126 179L124 178V181H125ZM149 180V179H148ZM28 181H30V182H28ZM37 181V182H36ZM46 181V182H45ZM60 181V182H59ZM21 182V183H20ZM48 182V183H47ZM51 182V183H50ZM94 182L96 183V184H94ZM107 182V183H106ZM113 182H114V184H113ZM121 182V183H120ZM138 182H140V181H138ZM142 182H144L143 180H142ZM141 182V183H142ZM172 182H175V181H172ZM40 183H41V185H40ZM43 183H45V184H43ZM112 183V186L110 185ZM171 183V182H170ZM19 184H20V186H19ZM22 184V185H21ZM26 184V185H25ZM36 184V185H35ZM123 184H125V183H123ZM172 184V183H171ZM27 185H29V186H27ZM55 185V186H54ZM60 185H61V187H60ZM74 185V186H73ZM168 185H170V184H168ZM40 186V187H39ZM101 186V187H100ZM114 186V187H113ZM22 187V188H21ZM45 187V188H44ZM110 187H108V188H110ZM113 187V188H112ZM119 187V188H118ZM121 187V188H120ZM161 187V186H160ZM166 187H167V185H163L161 188L162 189H165L166 190ZM47 188V189H46ZM107 188V189H108ZM118 189V190H115V189ZM156 188H159V187H156ZM169 188V187H168ZM38 189V190H37ZM71 189V190H70ZM41 190V191H40ZM65 190V191H64ZM168 190V189H167ZM17 191H19V192H21V193H17ZM36 191V192H35ZM63 191V192H62ZM69 191V192H68ZM109 191H108V194H109ZM121 191V190H120ZM26 192V193H25ZM30 194H29V193ZM68 192V193H67ZM162 192H164V190H162ZM177 192V191H176ZM175 192V193H176ZM181 192H182V196L183 195H185V194H183V192L184 191H182L181 190ZM192 192H193V190H192ZM62 193V194H61ZM73 193V194H72ZM99 193V194H98ZM105 193H106V195H105ZM190 194L191 192L189 191V192H187V194ZM52 194V195H51ZM58 194V195H57ZM101 194V195H100ZM179 194H180V192H179ZM186 194V195H187ZM189 194L187 195L188 197H189ZM24 195H26V196H24ZM30 195V196H29ZM37 195V196H36ZM40 195V196H39ZM104 195V196H103ZM111 195H113V194H111ZM176 194H174V196H175ZM36 196V197H35ZM105 196H107V197H105ZM144 196V194L141 196V197H143ZM176 196H179L178 194L176 195ZM29 197V198H28ZM52 197V198H51ZM58 197V198H57ZM62 197V198H61ZM100 197H102V198H100ZM105 197V198H104ZM181 197V196H180ZM24 199V201H23V199ZM28 198V199H27ZM31 198V199H30ZM38 198V199H37ZM66 200H65V199ZM71 198H72V200H71ZM178 198V197H177ZM182 198V197H181ZM32 200V201H31ZM61 200V201H60ZM82 200V201H81ZM104 200H105V202H104ZM107 200V201H106ZM178 200V199H177ZM182 200V203L184 204V202H185V200H186V197H185V199L183 200V199H180V201ZM22 201V202H21ZM34 201V202H33ZM40 201V202H39ZM65 201V202H64ZM69 203H68V202ZM73 201V202H72ZM102 201V202H101ZM184 201V202H183ZM187 201V200H186ZM36 202V203H35ZM188 202V201H187ZM186 202V203H187ZM60 203V204H59ZM64 204V206H65V204H68L67 206H69V207H67V206H63V204ZM77 203V205H75V204ZM110 203V204H109ZM182 203H180V205H182ZM11 204V205H10ZM16 204V205H15ZM22 204V205H21ZM38 204V205H37ZM188 204V203H187ZM15 205V206H14ZM27 205V206H26ZM36 206V207H35ZM62 206V207H61ZM79 206V207H78ZM110 206H112V207H110ZM15 209H14V208ZM70 207H72V208H70ZM77 207V208H76ZM88 207V208H87ZM109 207V208H108ZM64 208V209H63ZM74 208H75V210H74ZM157 208V207H156ZM154 209V211H156L157 209ZM3 209V210H2ZM52 209V210H51ZM76 209H77V211H76ZM78 209H79V211H78ZM112 209V210H111ZM39 210V211H38ZM81 210V211H80ZM134 210V209H133ZM41 211V212H40ZM75 211V212H74ZM92 211V212H91ZM49 212V213H48ZM41 213V214H40ZM11 214V215H10ZM58 214V215H57ZM119 214V215H118ZM173 214H175V213H173ZM3 215V216H2ZM9 215V216H8ZM47 215V216H46ZM118 215V216H117ZM125 216L126 215V218H127V216H129L130 218L128 219L127 218V222H126V224L124 223V218H121L122 216ZM146 215V214H145ZM3 218H2V217ZM32 216V217H31ZM54 216V217H53ZM123 216V217H124ZM28 217V218H27ZM45 217V218H44ZM50 217V218H49ZM146 217H147V215L146 216H144V219H145V222H147V223H143V221H144V219H143V216L141 217V219H140V217H138L139 218V220H143L142 222H140L139 220V224L141 225V226H139V227H143V229H145V227L148 225V226H151L152 224H151V222H150V220L149 221H147L148 220V217H150V215H148V217H147V219H146ZM26 218V219H25ZM37 218V219H36ZM70 218H71V220H70ZM125 218V219H126ZM134 220H136L135 218H133ZM149 219H151V217L149 218ZM25 220H26V222H25ZM31 220V221H30ZM38 220H40V221H38ZM53 220V221H52ZM77 220V221H76ZM128 220H129V222H128ZM37 222V223H36ZM72 222V223H71ZM75 222H77V223H75ZM32 223V224H31ZM68 223H70L71 224V228L74 230V231H72V230H70L71 228H69L68 229V236L70 235V233L72 232V234H75L74 236H76V237H74L72 234V236H71V238L70 237H68L67 236V226H69L70 224H68ZM134 223V222H133ZM37 224H39V225H37ZM123 224H124V226H123ZM149 224H151V225H149ZM36 225V226H35ZM72 225H74V226H72ZM131 225V224H130ZM145 226V227H144ZM147 226V230L149 231V233H150V231H152V226L151 227H148ZM35 227V228H34ZM63 227V228H62ZM70 227V226H69ZM76 227V228H75ZM126 227V228H125ZM40 228V229H39ZM56 228H57V230L58 231H56ZM65 228H66V230H65ZM78 229H80V230H78ZM104 229V230H103ZM140 229V228H139ZM149 229H151V230H149ZM50 230H52V231H50ZM64 230H65V232H66V236H65V233H63L64 232ZM76 230V231H75ZM128 230V231H127ZM142 230V229H141ZM37 233H36V232ZM53 231H55V233L53 232ZM69 231H70V233H69ZM111 232V233H106V232ZM142 231H145L146 232V230H142ZM141 231V232H142ZM164 231V230H163ZM39 232V233H38ZM58 232V233H57ZM62 232V233H61ZM74 232V233H73ZM78 232V233H77ZM82 232V233H81ZM99 232H100V234H102L103 233V235L101 236L100 234H99ZM102 232V233H101ZM115 232V234H116V236H117V239H116V236H115V234H113ZM54 233V234H53ZM97 233V234H96ZM133 234L134 235V237H132V235L131 234ZM147 233V232H146ZM152 233H153V231H152ZM155 233V232H154ZM37 234V235H36ZM52 234V235H51ZM62 234V235H61ZM101 236H99V235ZM106 234H107V236L108 237H106V238H109V236L111 237V236H113V238L115 237V239H113V238H109L110 240H112V241H110V240H107L106 238H105V236H106ZM110 234V235H109ZM161 234H162V232H161ZM30 235V236H29ZM63 235H64V239H63ZM82 235V236H81ZM154 235V234H153ZM153 235H151L152 237H153ZM164 235V234H163ZM166 235V234H165ZM94 236V237H93ZM98 236H99V239H98ZM156 236V238L158 237L159 238V236L158 235H154V237ZM167 236V235H166ZM35 237V238H34ZM36 237H37V239H36ZM56 237V238H55ZM72 237H74V238H72ZM79 237V238H78ZM80 237H82V238H80ZM83 237H85V238H83ZM171 237V236H170ZM68 238V239H67ZM96 238H97V241H96ZM102 238H104V239H102ZM136 238V239H135ZM137 238L139 239V240H137ZM149 238H150V236H149ZM17 241H16V240ZM35 239V240H34ZM55 239V240H54ZM66 239V240H65ZM73 239V240H72ZM101 239V240H100ZM164 238H163V240H165ZM173 240V241H171L170 242V240ZM27 240H28V242H27ZM54 240V241H53ZM72 240V241H71ZM76 240H78V241H76ZM84 240V241H83ZM87 240V241H86ZM115 240V241H114ZM119 240V241H118ZM141 240V242H139ZM158 240H160V238L158 239ZM63 241V242H62ZM70 241H71V243H70ZM80 241H83V242H80ZM89 241H90V243H89ZM92 241V242H91ZM93 241H94V243H93ZM109 241V244L107 243ZM144 241V243H142ZM156 241V240H155ZM178 241V242H177ZM68 242V243H67ZM78 242V243H77ZM84 242H86L85 243V245H84ZM115 242V243H114ZM120 243V245H119V247L116 245L117 243ZM123 242V243H122ZM148 242H150V241H148ZM152 242V241H151ZM170 242V243H169ZM173 242V244H171ZM177 242V243H176ZM195 242V241H194ZM52 243V244H51ZM58 243V244H57ZM64 243V244H63ZM67 243V244H66ZM79 243H80V245H79ZM93 243V244H92ZM166 243V244H165ZM198 243V242H197ZM197 243H195V244H193L194 246L195 245H197ZM69 244V245H68ZM76 244V245H75ZM87 244V245H86ZM88 244H89V246H88ZM92 244V245H91ZM123 246H122V245ZM145 244V245H144ZM153 244V243H152ZM171 244V245H170ZM182 244H183V242H182ZM182 244H180L179 245V247L180 246H182ZM184 244H187V243H184ZM190 244V246L192 247V243H189ZM189 244H187L188 245V248L190 247L189 246ZM60 245V246H59ZM98 245V246H97ZM168 245V246H167ZM175 245V246H174ZM64 247V248H62V247ZM74 246V247H73ZM92 248H91V247ZM122 248H121V247ZM148 246H150V247H148ZM194 246H193V248H194ZM198 247H199V245H197ZM197 246H195L196 248H198ZM59 247L61 248V249H59ZM86 247H87V249H86ZM90 247V248H89ZM95 247V248H94ZM167 247V248H166ZM172 247V248H171ZM185 247V246H184ZM191 247L189 248V250L191 249ZM83 248V249H82ZM121 248V249H120ZM148 248V249H147ZM193 248H192V250H193ZM66 249H68V250H66ZM85 249V250H84ZM95 251H94V250ZM110 249V250H109ZM155 249V250H154ZM158 249V250H157ZM168 249V250H167ZM178 249H180V248H178ZM195 249V248H194ZM61 250V251H60ZM89 250V251H88ZM151 250V251H150ZM164 250V251H163ZM67 251V252H66ZM83 251V252H82ZM93 251V255L92 254H90L91 252ZM159 251H160V253H159ZM176 251H175V255L173 256V254H172V260H173V257L175 258V257H177L178 258V256H179V254L178 253H176ZM87 252V253H86ZM90 252V253H89ZM126 252V253H125ZM63 253V254H62ZM66 253V254H65ZM72 253V254H71ZM154 253V254H153ZM161 253H163V254H161ZM68 254V255H67ZM90 254V255H89ZM167 254V255H166ZM170 254V255H171ZM176 254H178V256H176ZM192 254V253H191ZM80 255V256H79ZM156 255V256H155ZM160 255H161V257H165L164 259L163 258H160ZM193 255H195V254H193ZM193 255H191L190 257H192ZM59 256V257H58ZM69 256V257H68ZM86 256V257H85ZM76 257H78V259L76 258ZM85 257V258H84ZM94 257V258H93ZM122 257H123V259H122ZM169 257H171V256H169ZM183 257V256H182ZM195 257V256H194ZM63 258H65L64 260H62ZM76 258V259H75ZM81 258H83V259H81ZM177 258L176 259H174L175 261L177 260ZM103 259V260H102ZM160 259V260H159ZM169 259V258H168ZM179 260H180V258H178ZM188 259H189V261H191V262H193L194 263V261H195V259H190L189 258V256H188ZM188 259L186 258V256H185V258H184V260L181 258V264H182V262H183V264H186V263H188V264H193V263H190L189 261H188ZM81 260V261H80ZM84 260V262H86V263H83L82 261ZM120 260V261H119ZM56 261H58V263L56 262ZM103 261V262H102ZM105 261V262H104ZM106 261H107V263H106ZM165 261H167V260H165ZM170 261H171V258H170ZM74 262V263H73ZM76 262V263H75ZM90 262H92V263H90ZM112 262V263H111ZM161 262V263H160ZM170 263H174L173 261L172 262H170ZM168 264H169V261H168ZM175 264V263H174Z\"/></svg>","mask_w":264,"mask_h":264}]
</instances>
